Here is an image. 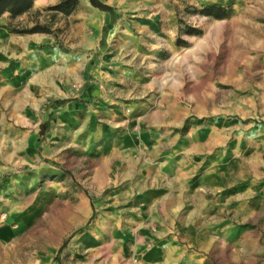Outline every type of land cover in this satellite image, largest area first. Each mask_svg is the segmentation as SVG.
Listing matches in <instances>:
<instances>
[{"label":"rangeland","instance_id":"374dc122","mask_svg":"<svg viewBox=\"0 0 264 264\" xmlns=\"http://www.w3.org/2000/svg\"><path fill=\"white\" fill-rule=\"evenodd\" d=\"M99 1L0 17V264H264V0Z\"/></svg>","mask_w":264,"mask_h":264},{"label":"trees","instance_id":"16d2710c","mask_svg":"<svg viewBox=\"0 0 264 264\" xmlns=\"http://www.w3.org/2000/svg\"><path fill=\"white\" fill-rule=\"evenodd\" d=\"M34 0H0V17L4 14L8 15L9 19H14L18 16H21L25 13H28L32 6ZM89 3L94 7L97 8L99 11L107 12L112 14L114 10L106 4L101 3L99 0H89ZM55 10L62 11L63 13L67 14L71 11V7H68L67 3H60L53 7ZM203 14L207 16H212L217 19H221L225 17L226 12L224 8L219 6H210L203 10ZM14 32L18 33H39L44 32L43 28L36 25L33 28L26 30V29H15L12 28ZM65 101H55L54 104L57 106H61ZM46 124L40 125V134L43 135L45 133Z\"/></svg>","mask_w":264,"mask_h":264}]
</instances>
